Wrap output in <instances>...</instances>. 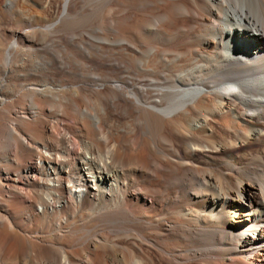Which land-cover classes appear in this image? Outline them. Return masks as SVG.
Segmentation results:
<instances>
[{
    "label": "bare ground",
    "instance_id": "6f19581e",
    "mask_svg": "<svg viewBox=\"0 0 264 264\" xmlns=\"http://www.w3.org/2000/svg\"><path fill=\"white\" fill-rule=\"evenodd\" d=\"M0 264H264V0H0Z\"/></svg>",
    "mask_w": 264,
    "mask_h": 264
},
{
    "label": "rangeland",
    "instance_id": "374dc122",
    "mask_svg": "<svg viewBox=\"0 0 264 264\" xmlns=\"http://www.w3.org/2000/svg\"><path fill=\"white\" fill-rule=\"evenodd\" d=\"M81 21H82V22H81ZM81 21H80V20L78 21L79 24H81V23H82V24L85 23L86 21H88V19H81ZM79 46H81L80 43H79ZM77 61H78L79 65L83 66V65L79 62V61H81L80 59H77ZM4 62H6V61H3V63H4ZM84 71H86L85 68L83 69V75H85V77H88V78H89V77H93V74L90 73V75H89V72H88V71H86V72H84ZM91 75H92V76H91ZM98 84H99L98 82H97V83H94L93 85H91V88L93 87L92 89H95L96 86H97Z\"/></svg>",
    "mask_w": 264,
    "mask_h": 264
}]
</instances>
